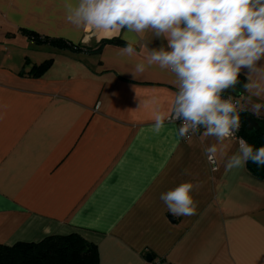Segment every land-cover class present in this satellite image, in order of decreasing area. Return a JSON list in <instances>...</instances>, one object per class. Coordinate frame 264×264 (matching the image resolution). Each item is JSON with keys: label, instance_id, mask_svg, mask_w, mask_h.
<instances>
[{"label": "crops", "instance_id": "crops-1", "mask_svg": "<svg viewBox=\"0 0 264 264\" xmlns=\"http://www.w3.org/2000/svg\"><path fill=\"white\" fill-rule=\"evenodd\" d=\"M149 39V49L167 46ZM134 40L136 55L123 54ZM146 54L131 33L73 28L64 0H0V244L77 233L96 245L100 264H150L148 255L162 264H264V179L247 163L226 167L236 140L204 130L183 139L169 121L153 130L155 106L140 100L167 110L177 89L158 66L133 76ZM48 59L42 75H30ZM245 111L264 120V110ZM185 181L196 185V213L173 216L160 193Z\"/></svg>", "mask_w": 264, "mask_h": 264}, {"label": "clouds", "instance_id": "clouds-1", "mask_svg": "<svg viewBox=\"0 0 264 264\" xmlns=\"http://www.w3.org/2000/svg\"><path fill=\"white\" fill-rule=\"evenodd\" d=\"M64 13L77 30L125 32L143 41L147 54L134 65V77L153 66L173 76L177 90L167 110L156 98L140 100V106H155L152 127L157 133L166 121H180L181 138L191 140L203 129L221 141L239 130L242 111L258 116L264 110V66H258L264 59V0H64ZM149 35L163 38L167 46L149 49ZM136 42H128L122 53L136 55ZM243 69L249 70L245 102L225 98L240 83ZM215 151V144L205 149L206 154ZM248 161L264 165V146L255 148L241 138L226 167L240 168ZM195 187L181 182L159 198L173 216L194 215Z\"/></svg>", "mask_w": 264, "mask_h": 264}, {"label": "trees", "instance_id": "trees-1", "mask_svg": "<svg viewBox=\"0 0 264 264\" xmlns=\"http://www.w3.org/2000/svg\"><path fill=\"white\" fill-rule=\"evenodd\" d=\"M28 35L40 41L37 35L28 32ZM60 48H74L60 39H46ZM78 48V47H77ZM53 59H48L39 65H33L29 72L32 76L42 75L51 65ZM238 87L243 84L240 78ZM240 88V87H239ZM253 117L259 129H249L247 118ZM242 123V136L255 148L264 146V120L255 118L247 111L240 113ZM247 167L254 175L264 179V165L258 166L251 161L247 162ZM155 259L150 261L154 263ZM0 264H100L99 253L96 245L87 241L77 233L69 235H54L41 240L40 242H18L13 245L0 244Z\"/></svg>", "mask_w": 264, "mask_h": 264}, {"label": "built area", "instance_id": "built-area-1", "mask_svg": "<svg viewBox=\"0 0 264 264\" xmlns=\"http://www.w3.org/2000/svg\"><path fill=\"white\" fill-rule=\"evenodd\" d=\"M224 96H225V98H227V96H233V95H229V94L224 93ZM233 97L236 98V99H238L236 96H233ZM176 123H177L178 126H179L180 121H176ZM202 130H203V129H201L198 133H200ZM198 133H197V134H198ZM241 138L244 139V137L242 136V123H240V128H239V130L235 133V135H234L233 137H230V138H227V139H232V140H236V141L239 142V140H240ZM183 139H187V138H183ZM244 140H245V139H244ZM208 160H209V162L211 163L213 169H216V168H217V165H216L215 158H214L212 155H210V156L208 157ZM152 264H162V262H161V261H155V262L152 263Z\"/></svg>", "mask_w": 264, "mask_h": 264}, {"label": "water", "instance_id": "water-1", "mask_svg": "<svg viewBox=\"0 0 264 264\" xmlns=\"http://www.w3.org/2000/svg\"><path fill=\"white\" fill-rule=\"evenodd\" d=\"M225 93L229 94V95L237 96V95H239V87L236 85L234 90L229 89ZM247 127L249 129H259L260 128V126L257 124L256 120L251 116H249L247 118ZM147 258L149 261H152V259H153L151 255H148Z\"/></svg>", "mask_w": 264, "mask_h": 264}]
</instances>
